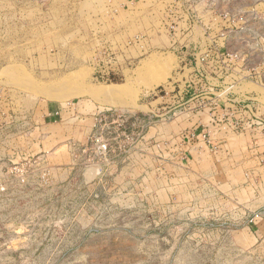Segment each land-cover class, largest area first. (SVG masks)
<instances>
[{"label": "rangeland", "instance_id": "1", "mask_svg": "<svg viewBox=\"0 0 264 264\" xmlns=\"http://www.w3.org/2000/svg\"><path fill=\"white\" fill-rule=\"evenodd\" d=\"M0 264H264V0H0Z\"/></svg>", "mask_w": 264, "mask_h": 264}, {"label": "bare ground", "instance_id": "2", "mask_svg": "<svg viewBox=\"0 0 264 264\" xmlns=\"http://www.w3.org/2000/svg\"><path fill=\"white\" fill-rule=\"evenodd\" d=\"M152 60L153 62L157 63V66H158L157 69H159L158 73L159 72L161 73L159 75L165 76L168 74V71L170 70V67L172 66V61L170 59L163 60L159 57L153 56ZM84 72L80 71V72L69 74L63 77L62 79H60L59 81H56L47 86L36 85L34 84L35 81L34 83L33 82H28V83L31 84L30 89H33L37 93L45 94V96H49V97H56L60 99L64 98L65 100V98L67 97H71V96L74 97L76 95L86 94V95L91 96L92 98L103 99L107 102H111L116 105L124 104L119 99L124 94V92H126L125 91L126 88L124 89V87L120 85H111V86H105V87L84 86L83 83L82 84L80 83L81 80L84 79V75H85ZM4 73H7L8 75L12 77L21 75V73L19 74L18 70L13 69V68L6 69Z\"/></svg>", "mask_w": 264, "mask_h": 264}, {"label": "crops", "instance_id": "3", "mask_svg": "<svg viewBox=\"0 0 264 264\" xmlns=\"http://www.w3.org/2000/svg\"><path fill=\"white\" fill-rule=\"evenodd\" d=\"M143 116H145V115H143ZM148 127H149V126H148ZM148 127H147V128H148ZM111 164H112V158L109 159V160L106 162L105 167L108 168V167L111 166ZM105 167H104V168H105ZM104 168H103L102 170H104ZM68 169H69V172H68V176H69V178H68V179H71L72 176H73L74 167H69ZM87 172H88V170L85 171L83 174H81V180L83 181V184H85V185L88 184V182H87V178H86V176H87ZM99 173H100V171H97V172H96V171L94 170V174H93L91 180H95ZM88 180H89V179H88Z\"/></svg>", "mask_w": 264, "mask_h": 264}, {"label": "built area", "instance_id": "4", "mask_svg": "<svg viewBox=\"0 0 264 264\" xmlns=\"http://www.w3.org/2000/svg\"><path fill=\"white\" fill-rule=\"evenodd\" d=\"M95 143L98 144L97 150L101 151L105 157V152L108 151L107 144H102V140L100 139H97Z\"/></svg>", "mask_w": 264, "mask_h": 264}]
</instances>
